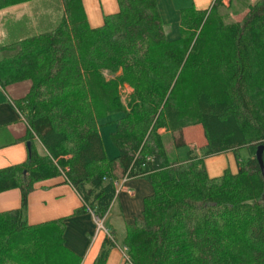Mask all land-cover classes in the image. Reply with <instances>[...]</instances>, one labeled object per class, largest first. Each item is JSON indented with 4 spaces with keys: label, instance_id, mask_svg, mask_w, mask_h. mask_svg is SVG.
<instances>
[{
    "label": "trees",
    "instance_id": "trees-1",
    "mask_svg": "<svg viewBox=\"0 0 264 264\" xmlns=\"http://www.w3.org/2000/svg\"><path fill=\"white\" fill-rule=\"evenodd\" d=\"M32 1L0 0V11ZM61 2L65 17L55 29L0 47V88L30 85L11 103L31 143L25 163L0 169V193L21 195L20 208L0 212V264H82L65 243V219L26 222L34 185L60 176L82 201L74 215L100 220L119 179L151 185L141 220L126 227L125 264H264V179L255 158L263 147L264 165V0L244 3L242 19L231 23L218 11L222 0L183 8L187 36L174 40L156 0H116L118 11L97 28L82 0ZM124 85L132 90L126 105ZM101 121L115 124L114 159ZM195 126L205 139L198 148L182 134ZM227 152L237 171L209 178L204 161ZM112 241L105 237L92 264H106Z\"/></svg>",
    "mask_w": 264,
    "mask_h": 264
},
{
    "label": "crops",
    "instance_id": "crops-1",
    "mask_svg": "<svg viewBox=\"0 0 264 264\" xmlns=\"http://www.w3.org/2000/svg\"><path fill=\"white\" fill-rule=\"evenodd\" d=\"M176 1L178 5L174 0H156L164 33L169 40L182 38L183 28L179 25V11L183 7L209 4L210 9L215 2V0H193V5L189 6L191 4L189 0ZM222 2L224 4L225 0ZM13 11L15 9H6L3 12L14 13ZM3 12H0V19L4 14ZM11 101L5 90L0 88V169L23 164L28 160L27 141L25 140L26 127L20 120ZM196 127L198 126L190 128L194 130ZM36 147L41 151L37 143ZM118 182H121V179ZM151 194L152 187L145 179H127L114 197L109 210L110 215L116 211L118 218L126 223V227L132 225L136 219L141 220L143 200ZM20 205L21 195L18 189L0 193V212L16 210L20 208ZM81 206L80 197L73 187L65 182L63 176L41 181L34 185V189L27 197L26 222L28 225H38L65 219L64 236L67 247L82 257V264H87V262L92 264L105 236L98 234L94 240L96 233L95 216L90 212L78 216L74 215V212ZM108 229L109 232L110 230L114 232L117 231L118 226L116 224L109 225ZM124 236L125 232L122 234L123 238ZM92 240H94L93 244L91 243ZM92 251L93 255L89 259ZM123 254L122 248L114 247L110 251L106 264H125Z\"/></svg>",
    "mask_w": 264,
    "mask_h": 264
},
{
    "label": "rangeland",
    "instance_id": "rangeland-1",
    "mask_svg": "<svg viewBox=\"0 0 264 264\" xmlns=\"http://www.w3.org/2000/svg\"><path fill=\"white\" fill-rule=\"evenodd\" d=\"M174 1L178 5L177 1ZM257 1L258 0H225L223 4L224 7L219 8L218 11L224 15L225 23L238 22L242 19L243 14L245 13L244 11H242L244 5H246L247 3L254 4ZM189 3H191L189 6H192L193 0H189ZM83 4L87 14L88 25L91 28H97L101 26L104 16L115 14L118 11L116 0H83ZM209 7L210 5L208 4L206 6L196 5L194 8L197 10H208ZM8 9H15V11H13L14 13L3 12L6 11V9L0 11L4 13L2 14V18L0 19V40H2L3 38L2 42H0V47L7 46L8 44L16 43L20 40L30 37L46 34L55 29V27L60 23L63 17H65V11L61 0H35L26 4L18 5L16 7L7 8V10ZM186 36L187 32L183 29L182 37ZM104 74L106 75V77H108L106 73ZM29 86L30 85L28 83L14 84L12 86L6 87L5 92L8 97L14 102L25 96L29 89ZM131 92V88H129L127 85H124L120 89L121 99L125 105ZM19 118L24 126L27 127L24 114H22V117H20L19 114ZM100 124L102 126L99 127V133L104 145L106 156L108 157V159H114L117 156V150L113 146L109 135L114 132L115 124H103L102 121L100 122ZM159 133L163 137L167 153L172 156L173 147L171 136L169 134H166L164 129L159 130ZM182 134L184 141L191 147L198 148L205 145V139L199 126L194 128V130L193 128H186L183 130ZM237 156L239 162L245 161L247 158L246 150L240 149L237 153ZM204 167L209 178L221 176L226 170H228L230 173H234L237 169L235 155L232 152H227L218 156L216 155L210 157L204 161ZM117 173L119 174V171H117ZM121 186L119 187V190ZM113 224H116L118 226V229H116L117 231H114L115 233L111 230L109 232L113 239L112 242L115 244V247L122 248L124 253V261L126 262L127 251L126 248H123L122 246V234L124 232L126 233V223L118 218L116 211L112 215H110L109 211L103 219V228L109 230V225ZM95 231L96 233L94 240L98 234H103L105 237H107L103 229L97 230V225ZM94 240H92V244ZM92 255L93 251L89 256V259L92 257Z\"/></svg>",
    "mask_w": 264,
    "mask_h": 264
},
{
    "label": "built area",
    "instance_id": "built-area-1",
    "mask_svg": "<svg viewBox=\"0 0 264 264\" xmlns=\"http://www.w3.org/2000/svg\"><path fill=\"white\" fill-rule=\"evenodd\" d=\"M12 106H13V103H12ZM14 109L16 110V112L18 113V115L20 114V117H22V114L19 112V110H17V108H15V107H14ZM126 181H127V177L125 176V177L121 178V182H116L115 183L116 193L119 190V187L122 184H124V182H126ZM95 221H96V225H97V230L103 229V231L105 232V234L107 235V237L110 239L111 238V235H110L109 231L103 228V219L100 220L97 217H95Z\"/></svg>",
    "mask_w": 264,
    "mask_h": 264
},
{
    "label": "water",
    "instance_id": "water-1",
    "mask_svg": "<svg viewBox=\"0 0 264 264\" xmlns=\"http://www.w3.org/2000/svg\"><path fill=\"white\" fill-rule=\"evenodd\" d=\"M26 148H27L28 157H29L30 154H31V143L30 142H26ZM262 151H263V147H259L257 149L256 153H255V158H256V160L258 162L262 178L264 179V165H263V162H262ZM263 197H264V195H263Z\"/></svg>",
    "mask_w": 264,
    "mask_h": 264
}]
</instances>
